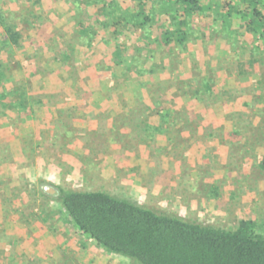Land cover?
I'll return each instance as SVG.
<instances>
[{
	"label": "rangeland",
	"instance_id": "374dc122",
	"mask_svg": "<svg viewBox=\"0 0 264 264\" xmlns=\"http://www.w3.org/2000/svg\"><path fill=\"white\" fill-rule=\"evenodd\" d=\"M68 7L63 0H0L4 84L24 86L36 101L57 97L20 119L0 105V264H133L79 234L52 198L57 189L102 191L223 229L241 220L264 221V173L255 158L264 156V147L252 151L248 139L260 122L263 102L254 101L264 87L255 89L258 76L235 73L253 37L239 38L245 48L239 56L204 28L185 48L159 50V80L152 86L163 88L162 81L170 80L163 107L173 110V119L157 133L147 130L154 113L145 104L152 97L137 115L129 114L137 107L127 104L126 83L110 81L113 70L97 51L88 63L77 62L74 85L24 80L22 63L34 68L38 49L44 55L40 67L49 69L47 52L70 42ZM7 28L20 37L17 47L5 45ZM205 76L217 98L206 105L191 97L195 79ZM100 90L108 97L92 96ZM233 125L239 138L228 135Z\"/></svg>",
	"mask_w": 264,
	"mask_h": 264
},
{
	"label": "trees",
	"instance_id": "16d2710c",
	"mask_svg": "<svg viewBox=\"0 0 264 264\" xmlns=\"http://www.w3.org/2000/svg\"><path fill=\"white\" fill-rule=\"evenodd\" d=\"M63 2L71 8L70 42L47 52L45 60L50 63L49 69L40 67L44 59L40 49L33 58L34 68L28 61L23 62L22 74L26 82L59 81L74 85L78 76L77 62L88 63L97 51V54H104L103 65L113 70L108 73L110 81L120 78L126 83L127 104L137 107L129 114L137 115L140 106L152 97L153 100L145 104L154 113L153 124L147 125V130L162 133L164 126L173 119V110L163 107L170 80L162 81L163 88L152 86L159 80L160 73L155 54L173 45L185 48L196 30L204 28L223 40L238 56L241 54L238 51L245 49L239 38L252 36L235 73L239 78L258 76L255 89L264 87V0ZM6 33L9 43L4 41L5 45L11 43L17 47L20 37L8 28ZM151 48L155 50L149 51ZM210 77L205 76L199 82L195 79L196 86L191 94L195 102L204 105L216 102ZM6 78L7 73L0 65V105L6 111L10 109L17 118L35 115L41 109L35 106L54 103L56 95L45 101L33 100L24 86H6ZM107 83L109 81H105L104 86L108 87ZM95 93L92 96L108 97V93L101 90ZM254 102L263 103L260 122L248 138L252 151L258 145L264 147V92ZM250 103L243 105L247 107ZM5 113L2 112L3 117L7 116ZM235 126L228 135L239 138ZM21 152L26 154L24 149ZM255 158L258 159L257 169L264 173V156ZM216 191L212 188L213 194ZM52 198L79 234L107 254L126 258L133 264H264V221L241 220L235 228L223 229L159 212L102 191L57 189Z\"/></svg>",
	"mask_w": 264,
	"mask_h": 264
},
{
	"label": "crops",
	"instance_id": "0c3cea01",
	"mask_svg": "<svg viewBox=\"0 0 264 264\" xmlns=\"http://www.w3.org/2000/svg\"><path fill=\"white\" fill-rule=\"evenodd\" d=\"M96 97V96H95ZM96 101V100H95ZM99 101V100H98ZM101 103H103L104 101H102V99H101V101H100ZM123 103V102H122ZM33 240V239H32ZM34 241V243L36 242L35 240H33ZM30 249H32V248H30ZM41 249H42V251L44 250V248H42L41 246H39V245H37V247H36V250L38 251V253H41ZM32 251V250H31ZM26 257H28L29 255L28 254H26V253H23ZM29 258V257H28Z\"/></svg>",
	"mask_w": 264,
	"mask_h": 264
},
{
	"label": "water",
	"instance_id": "95a60500",
	"mask_svg": "<svg viewBox=\"0 0 264 264\" xmlns=\"http://www.w3.org/2000/svg\"><path fill=\"white\" fill-rule=\"evenodd\" d=\"M48 191V190H47ZM51 193H53V192H51Z\"/></svg>",
	"mask_w": 264,
	"mask_h": 264
}]
</instances>
